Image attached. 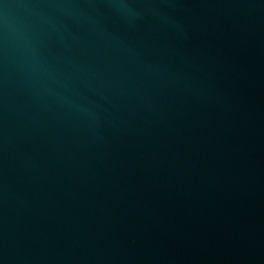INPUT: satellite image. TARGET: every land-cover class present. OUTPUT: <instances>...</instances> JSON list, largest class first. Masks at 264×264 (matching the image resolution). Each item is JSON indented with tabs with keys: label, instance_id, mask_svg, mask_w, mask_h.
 Here are the masks:
<instances>
[{
	"label": "water",
	"instance_id": "95a60500",
	"mask_svg": "<svg viewBox=\"0 0 264 264\" xmlns=\"http://www.w3.org/2000/svg\"><path fill=\"white\" fill-rule=\"evenodd\" d=\"M0 264H264V0H0Z\"/></svg>",
	"mask_w": 264,
	"mask_h": 264
}]
</instances>
